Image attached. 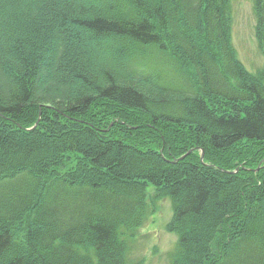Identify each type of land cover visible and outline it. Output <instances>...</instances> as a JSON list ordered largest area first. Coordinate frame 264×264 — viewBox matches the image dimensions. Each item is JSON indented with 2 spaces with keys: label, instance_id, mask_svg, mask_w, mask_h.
<instances>
[{
  "label": "trees",
  "instance_id": "1",
  "mask_svg": "<svg viewBox=\"0 0 264 264\" xmlns=\"http://www.w3.org/2000/svg\"><path fill=\"white\" fill-rule=\"evenodd\" d=\"M229 3L0 0V264H140L166 198L171 264H264V67Z\"/></svg>",
  "mask_w": 264,
  "mask_h": 264
},
{
  "label": "rangeland",
  "instance_id": "2",
  "mask_svg": "<svg viewBox=\"0 0 264 264\" xmlns=\"http://www.w3.org/2000/svg\"><path fill=\"white\" fill-rule=\"evenodd\" d=\"M229 8L230 36L236 56L249 72L256 73L264 67V45L260 47L255 34L253 0H230ZM146 191L148 197L152 196L153 185L149 184ZM151 211L130 242L129 257L140 264H171V253L177 242V235L167 230L173 213L171 200H157L154 212Z\"/></svg>",
  "mask_w": 264,
  "mask_h": 264
},
{
  "label": "bare ground",
  "instance_id": "3",
  "mask_svg": "<svg viewBox=\"0 0 264 264\" xmlns=\"http://www.w3.org/2000/svg\"><path fill=\"white\" fill-rule=\"evenodd\" d=\"M241 62V61H240ZM242 63V62H241ZM243 64V63H242ZM245 67V66H244Z\"/></svg>",
  "mask_w": 264,
  "mask_h": 264
}]
</instances>
